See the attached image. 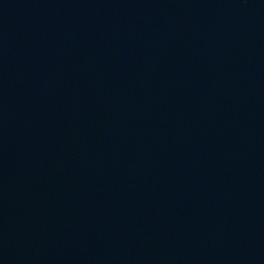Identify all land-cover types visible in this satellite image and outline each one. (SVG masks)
<instances>
[{
  "label": "water",
  "instance_id": "95a60500",
  "mask_svg": "<svg viewBox=\"0 0 264 264\" xmlns=\"http://www.w3.org/2000/svg\"><path fill=\"white\" fill-rule=\"evenodd\" d=\"M0 264H264V0H0Z\"/></svg>",
  "mask_w": 264,
  "mask_h": 264
}]
</instances>
